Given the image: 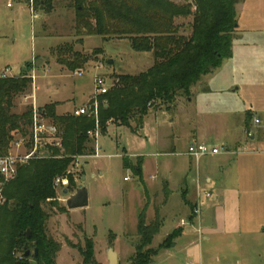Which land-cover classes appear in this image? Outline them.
<instances>
[{
  "label": "rangeland",
  "instance_id": "rangeland-1",
  "mask_svg": "<svg viewBox=\"0 0 264 264\" xmlns=\"http://www.w3.org/2000/svg\"><path fill=\"white\" fill-rule=\"evenodd\" d=\"M18 1L26 5L21 10ZM70 3L54 0L51 11L38 9L35 17L29 0H0V73L6 69L19 75L29 63L32 79L31 89L16 97L14 112L54 102L56 114H72L90 104L97 76L110 87L113 74H137L152 65V54L133 51L126 38L87 35L78 42ZM236 16L232 56L192 85L189 94L177 96L168 108L156 104L138 127L133 123L135 133L118 122H110L104 134L98 128L87 132L85 154L76 155L66 172L55 177V198L42 205L46 234L58 245L54 264H83L80 249L89 241L99 264H108L110 246L116 264H128L139 241L136 226L144 207L147 222L157 211L162 218L148 247L157 249L175 228L182 231L150 264H187L199 249L203 264H264V0H241ZM188 21L176 20L183 25L179 32H189ZM66 43L86 55L95 48L101 52L97 60L70 71L56 62L54 53ZM33 56L34 61L42 59L37 66L30 63ZM193 143L220 151L196 160L187 155ZM124 157L131 163L141 157V179L123 167ZM59 177L67 180L62 187L55 185ZM10 180L0 179V205ZM80 185L87 189L88 205L69 209L65 199ZM200 234L210 239L199 241ZM26 260L36 264L31 255Z\"/></svg>",
  "mask_w": 264,
  "mask_h": 264
},
{
  "label": "trees",
  "instance_id": "trees-1",
  "mask_svg": "<svg viewBox=\"0 0 264 264\" xmlns=\"http://www.w3.org/2000/svg\"><path fill=\"white\" fill-rule=\"evenodd\" d=\"M53 1L33 0L32 6L35 11L49 12ZM179 1L71 0L78 42H83L87 35L103 39L126 38L133 51L151 53L153 63L137 74H113L112 86L97 96V101L105 104H99L96 116L56 114L57 103H46L39 108L41 116L59 129L61 148L46 145L48 156L31 159L19 166L16 176L3 186L6 200L0 205V264H16V261L28 264L24 251H32L34 247L38 251L33 256L36 264H54L58 245L46 234L47 214L42 205L47 199L55 198V177L66 172L76 155L85 154L89 141L87 132L98 128L104 134L110 122H118L135 133L133 123L138 127L156 104L168 108L177 96L189 94L192 85L232 56V40L238 27L236 5L241 0ZM179 18L189 20L188 33L179 32L183 27L176 23ZM55 51L56 62L75 71L97 57L101 49L95 48L92 54L86 55L66 43ZM27 69L19 75L0 74L2 155L9 152L16 136L28 134L33 122L31 105L21 113L13 111L16 97L31 89L32 79ZM122 165L131 168L141 179V157L134 163L124 157ZM145 209L139 213L136 226L139 241L128 264H150L152 258L170 246L181 233L180 227L175 228L157 249L148 247L159 233L162 218L157 211L154 219L147 222ZM80 250L83 264H99L93 256L90 241ZM18 252H22V257L17 256Z\"/></svg>",
  "mask_w": 264,
  "mask_h": 264
},
{
  "label": "built area",
  "instance_id": "built-area-1",
  "mask_svg": "<svg viewBox=\"0 0 264 264\" xmlns=\"http://www.w3.org/2000/svg\"><path fill=\"white\" fill-rule=\"evenodd\" d=\"M32 1L29 0L30 12L33 16L37 17L34 13L35 9L32 6ZM10 3H7L9 6ZM78 75H82V71L78 72ZM96 84V89L93 96L89 99V105H83L77 107L73 110L72 115H94L96 116L99 102L97 101V96L104 94L109 87L103 85V80L101 77L97 76L94 80ZM32 125L29 128L28 134L25 136H16L15 140L12 142L9 152L6 155L0 154V177L9 181L14 178L18 172V167L26 164L27 161L31 159H41L42 157L48 156V152L45 150L46 145H60L61 137L59 129L52 123L45 121L38 110L33 108ZM256 121H258L256 119ZM45 147V148H44ZM97 153L95 156L99 155V148L96 147ZM220 150L217 147H209L202 143L189 144L187 155L192 156L194 159L205 156L207 153H218ZM67 183V180L63 177L56 178L55 185H63ZM61 185V187H62ZM204 196L207 198L210 196V192L206 191ZM2 198H0L1 202ZM193 214H196V205L192 210ZM183 223V220H181ZM188 264H202L199 261H191Z\"/></svg>",
  "mask_w": 264,
  "mask_h": 264
},
{
  "label": "water",
  "instance_id": "water-1",
  "mask_svg": "<svg viewBox=\"0 0 264 264\" xmlns=\"http://www.w3.org/2000/svg\"><path fill=\"white\" fill-rule=\"evenodd\" d=\"M42 61V59L36 60L34 65L37 66L39 62ZM64 193H67V189L63 190ZM66 206L69 209H76V207H86L88 205V200H87V189L85 187H82L81 185L79 186L78 190L74 193L69 195L66 199ZM26 235H29V230L26 232ZM108 253H107V259H108V264H116L117 262V255L116 252L112 249V246L108 248ZM32 255L36 256L38 251L37 248L34 247L32 249ZM24 257H29L31 254L30 249H27L24 251ZM16 264H19V261H16Z\"/></svg>",
  "mask_w": 264,
  "mask_h": 264
},
{
  "label": "crops",
  "instance_id": "crops-1",
  "mask_svg": "<svg viewBox=\"0 0 264 264\" xmlns=\"http://www.w3.org/2000/svg\"><path fill=\"white\" fill-rule=\"evenodd\" d=\"M19 2V5L21 6L20 7V10L21 9H23L24 7L23 6H26L25 5V3H22V1H18ZM6 6H7V3H6ZM9 7H10V5H9ZM30 10V9H29ZM237 29H238V27H237ZM37 56H33L32 57V59H31V61H30V63L31 62H33L34 61V59L36 58ZM36 61V60H35ZM34 61V62H35ZM28 66H29V63H26V65H25V67H23V70H22V73H23V71H25L27 68H28ZM0 74H8V73H6V69L4 70V71H1V73ZM8 75H12V74H8ZM208 75V74H207ZM54 103V102H53ZM75 109V108H74ZM73 109V110H74ZM99 148V147H98ZM124 179H125V177H124ZM207 180H209L210 181V179L209 178H207ZM192 204V203H191ZM193 205V204H192ZM182 223V222H181ZM181 233H182V231H181ZM180 233V234H181ZM210 239V235L208 234V235H206V234H200L198 237H197V240H199V241H205V242H207L208 240ZM176 243V242H175ZM175 243L172 245V246H174L175 245ZM192 244H195V241L194 240H192V242H191V245ZM189 254H187V256H188ZM189 257H191V256H189ZM187 264L189 263V262H191L192 260L193 261H199V262H201L202 264H203V262H202V253H201V250L199 249L198 251H197V254H194V255H192V257H191V259H189V258H187Z\"/></svg>",
  "mask_w": 264,
  "mask_h": 264
},
{
  "label": "flooded vegetation",
  "instance_id": "flooded-vegetation-1",
  "mask_svg": "<svg viewBox=\"0 0 264 264\" xmlns=\"http://www.w3.org/2000/svg\"><path fill=\"white\" fill-rule=\"evenodd\" d=\"M32 252H33V251H32ZM32 252H31V254H30V255L33 257V255H32Z\"/></svg>",
  "mask_w": 264,
  "mask_h": 264
}]
</instances>
